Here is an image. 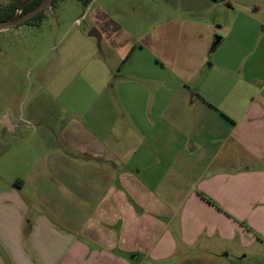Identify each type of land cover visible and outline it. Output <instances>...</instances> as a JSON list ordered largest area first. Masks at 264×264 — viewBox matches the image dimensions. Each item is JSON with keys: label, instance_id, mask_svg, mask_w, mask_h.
I'll list each match as a JSON object with an SVG mask.
<instances>
[{"label": "crops", "instance_id": "crops-1", "mask_svg": "<svg viewBox=\"0 0 264 264\" xmlns=\"http://www.w3.org/2000/svg\"><path fill=\"white\" fill-rule=\"evenodd\" d=\"M154 50L172 61L168 51ZM149 51L158 61L147 56L142 81H162L164 87L171 81L181 96L164 107L156 106V97L144 98L143 104L140 97L130 99L133 128L123 144L131 153L126 165L119 139L109 146L104 133L79 125L67 139L82 156L53 152L47 161L50 173L64 181L63 193L44 168L35 173L31 188L19 177L0 192V219L14 216L18 229L14 264H231L230 258L249 256L233 249L224 253L229 246L264 241V84L239 112L230 113L227 66H219L224 70L218 79L207 77L190 97L201 67L175 72ZM168 103H176L175 109L169 111ZM141 127L143 147L137 143ZM169 130L174 143L168 142ZM87 156L97 165H89ZM101 161L120 170L100 166ZM25 190H32L27 192L35 200L44 199L47 213L34 214ZM49 215L63 216L64 234ZM153 223L161 226L157 243L151 242ZM175 234L182 235L181 260L168 262L177 255Z\"/></svg>", "mask_w": 264, "mask_h": 264}, {"label": "rangeland", "instance_id": "rangeland-1", "mask_svg": "<svg viewBox=\"0 0 264 264\" xmlns=\"http://www.w3.org/2000/svg\"><path fill=\"white\" fill-rule=\"evenodd\" d=\"M17 1L0 0V11ZM92 29L101 33L100 45L98 38L90 35ZM217 36L223 39L216 43ZM149 49L168 51L172 61L158 54L169 70L201 67L200 82L191 83L190 97L207 77L218 79L224 70L219 66H227L224 78L232 104L227 112L235 114L264 84V0H56L42 17L1 30L0 192L13 187L19 177L26 178L31 188L35 173L44 168L63 193L64 181L50 173L47 161L53 152L82 156L67 139V133L79 125L104 133L109 146L119 139L120 156L126 165L131 153L123 150V144L133 128L130 99L140 97L142 103L144 98L156 97V106L164 107L169 99L181 96L171 81L167 87L162 81H142L140 74L147 70L145 66L149 68L147 56L158 61ZM175 106L167 104L169 111ZM141 132L137 143L143 147L142 127ZM168 138L169 143L175 142L170 130ZM86 159L89 165H97L95 158ZM99 164L117 172L121 167L111 161ZM27 198L34 214L46 211L44 199L35 200L29 193ZM75 202L80 203L77 197ZM48 218L64 234L63 216ZM160 228L153 223L152 243L160 241ZM17 231L14 216L0 219V264H14ZM25 236L27 242L28 234ZM173 236L177 255L168 262L181 260L182 235ZM229 248L223 252L233 249L249 257L230 258L228 263L264 264L261 238L250 247ZM235 253L232 256H239ZM258 253L260 257L251 256Z\"/></svg>", "mask_w": 264, "mask_h": 264}, {"label": "water", "instance_id": "water-1", "mask_svg": "<svg viewBox=\"0 0 264 264\" xmlns=\"http://www.w3.org/2000/svg\"><path fill=\"white\" fill-rule=\"evenodd\" d=\"M52 2H53V0H43L36 7H34L33 9H31V10H29V11H27L21 15L15 16L13 18L0 20V31L25 23L27 20L31 19L33 16H35L39 12H41L45 8L49 7ZM20 12L21 11H19L18 13H20ZM90 35L96 36L98 38V44L100 45L101 39H102L101 33L97 29H92L90 31ZM220 40H221V36H217L215 42L216 43L220 42ZM7 123L11 127L8 119H7Z\"/></svg>", "mask_w": 264, "mask_h": 264}, {"label": "trees", "instance_id": "trees-1", "mask_svg": "<svg viewBox=\"0 0 264 264\" xmlns=\"http://www.w3.org/2000/svg\"><path fill=\"white\" fill-rule=\"evenodd\" d=\"M43 0H18L15 3H11L5 10L0 11V20L13 18L15 16L21 15L34 7H36L39 3H41ZM56 0H53L51 4H53ZM84 2H87V0H82ZM47 9V8H45ZM44 10L33 16L31 19L27 20L25 23L31 22L36 17H42L44 14ZM19 10L21 11L20 13Z\"/></svg>", "mask_w": 264, "mask_h": 264}, {"label": "built area", "instance_id": "built-area-1", "mask_svg": "<svg viewBox=\"0 0 264 264\" xmlns=\"http://www.w3.org/2000/svg\"><path fill=\"white\" fill-rule=\"evenodd\" d=\"M20 11V10H19Z\"/></svg>", "mask_w": 264, "mask_h": 264}]
</instances>
